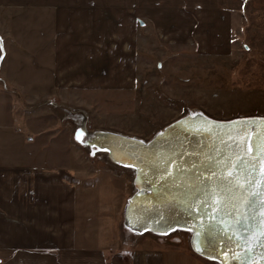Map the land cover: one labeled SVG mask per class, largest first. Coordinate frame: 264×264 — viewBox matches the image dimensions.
<instances>
[{"label":"crops","instance_id":"0c3cea01","mask_svg":"<svg viewBox=\"0 0 264 264\" xmlns=\"http://www.w3.org/2000/svg\"><path fill=\"white\" fill-rule=\"evenodd\" d=\"M248 13L264 0H0V264L205 260L129 247L123 181L76 165L59 109L71 94L132 88L140 29L218 54Z\"/></svg>","mask_w":264,"mask_h":264},{"label":"water","instance_id":"95a60500","mask_svg":"<svg viewBox=\"0 0 264 264\" xmlns=\"http://www.w3.org/2000/svg\"><path fill=\"white\" fill-rule=\"evenodd\" d=\"M96 136L91 146L136 169L126 228L187 231L193 253L208 260L264 264V120L182 118L147 144Z\"/></svg>","mask_w":264,"mask_h":264},{"label":"rangeland","instance_id":"374dc122","mask_svg":"<svg viewBox=\"0 0 264 264\" xmlns=\"http://www.w3.org/2000/svg\"><path fill=\"white\" fill-rule=\"evenodd\" d=\"M139 34L132 88L71 94L68 102L66 98L70 105L59 109L66 128L65 151L74 155L76 165L91 172L106 170L123 181L118 213L123 230L125 207L135 192L134 171L114 164L105 151L91 146L97 134L108 132L149 142L169 124L194 114L214 121L264 119V14L237 16L218 54L201 53L196 40L188 46L171 45L158 40L149 29H140ZM78 132L80 139L76 138ZM131 235L129 247L191 249L190 233L183 230Z\"/></svg>","mask_w":264,"mask_h":264},{"label":"bare ground","instance_id":"6f19581e","mask_svg":"<svg viewBox=\"0 0 264 264\" xmlns=\"http://www.w3.org/2000/svg\"><path fill=\"white\" fill-rule=\"evenodd\" d=\"M198 117H201V118H206V119H209V118H207V117H205V116H203V115H201V114H194V115H190V116H186V117H183V118H189V119H194V118H198ZM182 119V118H181ZM253 119H255V120H259V121H261V120H264V119H261V118H253ZM211 120V119H210ZM236 120H242V119H236ZM220 122H227V121H220ZM170 125V124H169ZM168 125V126H169ZM168 126H166V127H168ZM165 127V128H166ZM164 128V129H165ZM164 131V130H163ZM162 131V132H163ZM161 132V133H162ZM161 133H159L158 135H160ZM102 134H109L108 132H101V133H99V135H102ZM119 135V134H118ZM120 136H122V135H120ZM157 136V135H156ZM98 136H95V138H97ZM125 137V136H124ZM128 138H131V139H133V140H136V141H138V142H141V143H144V144H147L148 142H143V141H141V140H139V139H136V138H132V137H128ZM99 150H101V151H105L106 153H107V155H108V158L110 159V161L111 162H113L114 164H117V165H120V166H124V167H128V168H131V169H133V171H134V177H135V168L134 167H132V166H130L129 164H127L126 162H123L122 160L120 161H118V160H116V159H111L110 158V155H109V152L106 150V149H104V148H98ZM133 186H134V184H133ZM134 189H135V187H134ZM135 192H136V190H135ZM134 192V193H135ZM133 193V194H134ZM132 194V195H133ZM132 197V196H131ZM174 231V230H173ZM173 231H171V232H173ZM141 233H143V232H141ZM158 235V234H157ZM166 235V234H165ZM190 237H191V235H190ZM190 241V240H189ZM192 251V250H191ZM193 252V251H192ZM197 256H199V257H201V258H203V259H206V258H204V257H202V256H200V255H198V254H196ZM206 260H208V259H206ZM209 261H214V260H209ZM219 264V263H218Z\"/></svg>","mask_w":264,"mask_h":264},{"label":"snow or ice","instance_id":"6c2138e0","mask_svg":"<svg viewBox=\"0 0 264 264\" xmlns=\"http://www.w3.org/2000/svg\"><path fill=\"white\" fill-rule=\"evenodd\" d=\"M244 132V127L243 125L241 126L240 130H239V133H237L238 137L243 140L244 137L241 135L242 133ZM77 139H80V133L78 132L77 133V136H76ZM252 199H255V197H253ZM252 199L249 200L248 204L251 205L252 203Z\"/></svg>","mask_w":264,"mask_h":264}]
</instances>
